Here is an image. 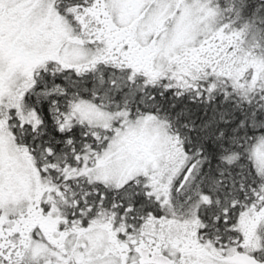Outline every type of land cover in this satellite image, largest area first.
Wrapping results in <instances>:
<instances>
[{
  "label": "snow or ice",
  "instance_id": "6c2138e0",
  "mask_svg": "<svg viewBox=\"0 0 264 264\" xmlns=\"http://www.w3.org/2000/svg\"><path fill=\"white\" fill-rule=\"evenodd\" d=\"M0 264H264V0H0Z\"/></svg>",
  "mask_w": 264,
  "mask_h": 264
}]
</instances>
